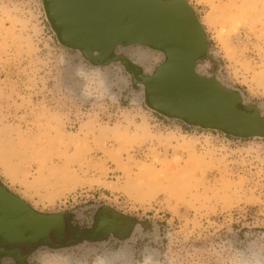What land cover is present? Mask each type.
Returning a JSON list of instances; mask_svg holds the SVG:
<instances>
[{
    "label": "rangeland",
    "instance_id": "rangeland-1",
    "mask_svg": "<svg viewBox=\"0 0 264 264\" xmlns=\"http://www.w3.org/2000/svg\"><path fill=\"white\" fill-rule=\"evenodd\" d=\"M188 1L210 37L204 74L264 104V0ZM130 90L57 43L42 0H0L2 183L42 214L106 205L160 227L39 264H264V140L167 121Z\"/></svg>",
    "mask_w": 264,
    "mask_h": 264
},
{
    "label": "water",
    "instance_id": "water-1",
    "mask_svg": "<svg viewBox=\"0 0 264 264\" xmlns=\"http://www.w3.org/2000/svg\"><path fill=\"white\" fill-rule=\"evenodd\" d=\"M42 7L57 43L74 60L92 69L123 72L130 94L140 93L144 106L159 117L235 140H264V104L249 102L219 74L200 73L210 56V37L188 0H42ZM134 48L156 53L159 62L148 70L129 57ZM8 194L31 219L4 214L3 242L13 244L4 240L12 231L20 238L28 231L36 241L62 230L63 214L38 213L22 198ZM92 226L104 243H131L137 235L156 242L160 237L156 222L106 205L97 209ZM74 242L51 250L71 249Z\"/></svg>",
    "mask_w": 264,
    "mask_h": 264
},
{
    "label": "flooded vegetation",
    "instance_id": "flooded-vegetation-1",
    "mask_svg": "<svg viewBox=\"0 0 264 264\" xmlns=\"http://www.w3.org/2000/svg\"><path fill=\"white\" fill-rule=\"evenodd\" d=\"M9 192L11 191L0 180V223L3 225L6 223L4 214H14L16 217L25 220L31 219L29 212L14 198H11L8 194ZM99 207H92L91 213L84 209L59 213L63 214L64 226L62 230L57 229L56 232L50 231L48 238L39 237L36 241H32L34 237L28 231L24 233L23 238H20L14 231L9 229L12 231V234L5 236L4 240L11 241L13 244H8L6 241L3 242L0 239V250L3 253L0 264H39L36 259L41 254L68 253L79 251L90 246L119 245L120 243H116L115 240L104 243L105 241L102 236L95 235L91 231L93 228V218ZM9 225L10 222L7 223V226ZM20 240L21 242H19ZM73 241L75 242L71 246V249H65L59 252L51 250V248H60ZM15 251L18 252L19 256H15ZM5 254L8 256L12 254V257L16 258L6 257Z\"/></svg>",
    "mask_w": 264,
    "mask_h": 264
},
{
    "label": "bare ground",
    "instance_id": "bare-ground-1",
    "mask_svg": "<svg viewBox=\"0 0 264 264\" xmlns=\"http://www.w3.org/2000/svg\"><path fill=\"white\" fill-rule=\"evenodd\" d=\"M204 24V22H203ZM130 58H132L134 61H136L140 65L146 66V64L150 61V57L146 53H140L135 51L129 52ZM205 72V67H200V73ZM41 263H44V259L40 260Z\"/></svg>",
    "mask_w": 264,
    "mask_h": 264
}]
</instances>
